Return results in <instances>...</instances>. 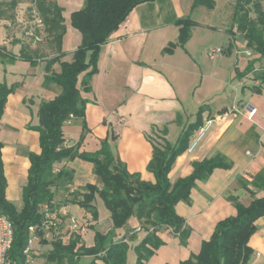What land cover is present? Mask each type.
<instances>
[{
    "label": "crops",
    "instance_id": "obj_1",
    "mask_svg": "<svg viewBox=\"0 0 264 264\" xmlns=\"http://www.w3.org/2000/svg\"><path fill=\"white\" fill-rule=\"evenodd\" d=\"M9 1L0 0V3ZM55 1L63 9L66 26L61 43L63 54L52 65L53 71L59 73L60 62H71L81 43V33L72 26L71 14L83 7L84 0ZM215 2L212 12L220 11L223 15L220 31L226 35L221 47L225 46L227 52L232 43V51L237 43L235 37L246 39L239 34L231 37L228 33L230 28L224 26L230 0ZM30 3L23 0L15 8L14 16L4 14L0 17V47L19 55L21 48L27 45L35 60L32 64L21 58L10 61L0 56V83L8 86L19 83V87L7 96L0 119L6 195L18 207L22 205V189L27 182L29 153L41 150L40 132L36 128L40 104L54 99L62 90L57 83L45 82L46 64L58 55L52 38L44 29L38 41L25 35L35 22L33 15L29 16ZM197 8H192V0H151L137 5L127 17L128 21L123 22L101 46L98 71L90 80L91 89L81 92L87 99L86 128L76 117L63 126L66 146L75 145L83 135L79 151L93 153L107 139L114 156L126 165L130 173L139 174L141 179L154 183L155 175L147 169L154 142L165 137L175 143L183 127L194 122L191 119L197 116L202 105H207L202 114L203 121L236 109L228 120L215 122L194 148L185 150L176 158L169 172L172 183L189 176L195 161L217 153L223 154L232 166L216 168L207 179L197 180L191 189L190 200L176 204L177 214L190 229L186 243L183 244L171 228H161L157 235L163 244L149 258L148 264H180L190 255L198 254L202 243L211 238L217 223L237 214L228 195L237 196L244 204L250 202L251 195L237 185V177L255 173L264 165V83L260 84L258 92L252 86L259 83L253 81L251 85L244 78L239 80V91L238 85L230 79L231 72L228 76L213 78L221 70L220 61H216L219 56L210 58L208 51L216 47L208 46L206 35L197 31L212 24L193 18ZM183 17H191L197 22L191 37L184 48L176 46L171 53L165 52L170 43L177 41L179 27L176 20ZM83 75L79 76V85ZM252 75L253 72L247 77L251 79ZM232 87L234 100L229 104L228 90ZM245 103H252L257 108L252 118L243 111ZM164 128H167V134L162 133ZM194 136L195 133L190 142ZM58 166L72 169L74 179L66 189L56 190L55 206H65L80 222L90 220L92 225L100 227L102 222L93 221L91 214L70 201L76 193L83 192L82 188L87 183L100 185L93 163L76 157L64 160ZM257 195L263 196L264 190L258 191ZM107 221L111 225V220ZM255 226L256 230L249 239L253 253L248 264H264V215L256 219ZM66 232L63 229L62 233ZM139 232H143V236L147 233L136 217L130 219L127 227L117 230L118 237L128 240L130 248L138 243ZM94 233L93 229L87 228L81 234L86 246L94 244ZM131 235L135 237L129 240Z\"/></svg>",
    "mask_w": 264,
    "mask_h": 264
},
{
    "label": "trees",
    "instance_id": "obj_2",
    "mask_svg": "<svg viewBox=\"0 0 264 264\" xmlns=\"http://www.w3.org/2000/svg\"><path fill=\"white\" fill-rule=\"evenodd\" d=\"M23 0H10L0 3V17L9 11H14ZM151 0H84L81 9L72 12L71 24L82 36L81 43L74 51L71 62H60L61 71L56 73L52 65L60 60L61 43L66 31L63 9L55 0H31L33 8L44 22V30L56 46L58 55L46 64V83H57L61 92L54 99L43 101L39 107L40 152L29 153L30 167L27 182L22 189V205L18 207L7 198V179L2 158V142L0 141V212L6 215L13 225L14 239L10 249V257L17 264H27L25 248L28 246L31 231L36 228L39 242L50 244L51 248L44 255L47 263L52 264H82L85 257H90L86 264H127L130 243L123 237H118L117 230L127 227L132 217H136L146 230V235L135 246L137 256L134 264H148L149 258L163 244L157 232L163 227H169L179 235L181 242L186 243L190 229L185 220L177 214L176 204L189 201L191 189L197 180L207 179L214 169H228L232 163L221 153L210 158L195 161L193 172L174 183L169 179V172L176 158L188 149L191 137L203 124L202 114L207 105H202L194 122L185 125L175 143L165 137L153 143V155L147 169L154 173V183L141 179L139 174L130 173L126 165L117 159L107 139L102 141L98 151L90 153L79 151L84 136L73 146L65 145L63 126L71 115L82 120L86 128L85 108L87 99L82 91H90V80L98 71L97 63L101 46L111 34L119 28L132 10L139 4ZM215 0H192V8L204 6L215 7ZM12 15H8L11 17ZM179 35L176 42L170 43L165 52L171 53L176 46L185 47L197 22L191 17L176 20ZM231 37L237 33L243 36L248 47L259 57L250 61L244 71L235 67L239 80H244L253 72L252 89L260 91L264 83V66L255 69L257 60L264 61V0H236L232 14V27L228 30ZM229 44L227 53H230ZM226 52V50H225ZM0 56L12 61L17 58L35 60L29 47L24 45L19 55L8 53L0 47ZM84 73L80 85L79 76ZM19 87V83L8 86L0 83V119L5 109L7 96ZM224 111V110H223ZM167 134V128L162 131ZM79 157L94 165V173L100 178V185L87 183L83 192L75 194L73 203L79 204L92 220L97 222L99 212L95 200L101 198L110 212L111 226L108 232H102L97 224L91 225L94 230V244L86 246L81 234H73L65 243L60 237L51 241L45 238V215L41 211L44 204L56 206L53 203L57 189H66L73 182L74 171L65 166L57 167L64 160ZM237 185L251 195L248 204H244L233 194L228 199L233 202L237 214L219 221L211 238L204 241L198 254H192L180 264H248L253 250L249 239L256 230L255 221L264 215V195L257 192L264 190V165L248 176H238ZM81 196V197H80ZM131 235L130 239H134Z\"/></svg>",
    "mask_w": 264,
    "mask_h": 264
},
{
    "label": "rangeland",
    "instance_id": "obj_3",
    "mask_svg": "<svg viewBox=\"0 0 264 264\" xmlns=\"http://www.w3.org/2000/svg\"><path fill=\"white\" fill-rule=\"evenodd\" d=\"M26 1L31 2V0H26ZM235 3H236V0H230L229 4L227 5V8H226L227 18L225 20L224 26H226L228 29L232 27V14L234 11ZM32 9H33V5L31 2L28 5L30 17L32 16ZM221 10L224 11L223 8H221ZM7 14L14 16L15 12L9 11V12H7ZM222 17H223V15L220 13V11L212 12V9H208L204 6H199L197 8V10L194 12L193 18H196V19L199 18V20H206V22H210L213 26V27L212 26H210V27H208V26L204 27L203 26V28H199L197 30L200 34L206 35L205 39H206V41H208V46H210V47H221L222 43L226 39L225 32L220 31V28H221L220 21L223 20ZM18 37H20L19 34H18ZM200 37H202V36H200ZM235 40L237 41V43L233 47L231 53L225 52V50H226L225 46L221 47L222 48V55L219 54V57L216 59L217 62L220 61L219 63H220L221 70H219L217 73H215L213 78L214 77L218 78L219 76H225V75L228 76L229 73L231 72L230 79H232L233 82H235L238 85L239 79L237 77L235 67H238V69L240 71H244L246 69V67L249 66L250 61L257 59L259 56L255 52H253L252 49H250L248 47L246 40L239 38V37H235ZM247 51H250L251 54H247L246 53ZM254 66L256 69H258V68L264 66V61L263 60H257L255 62ZM245 80L248 82V84L253 85L252 79H249L247 77V78H245ZM238 90L239 91L241 90L239 85H238ZM232 91H233V87L231 89L229 88V90H228V95H229L228 97L229 98L227 100V103H229V104H231L234 100V94H232ZM215 106L216 105H213V108H215ZM191 108H190V111L192 110ZM196 118H197V116H193L191 120L195 121ZM68 134H69V132H68ZM57 167H59V166L57 165ZM96 205H97L98 212H99L98 221L102 222V225L100 226V230L105 232L106 230H109L110 226H111L109 224V222L107 221V219L110 220V212L106 208V206H105V204L101 198H99L97 200ZM81 223H82V227L85 228V231L87 230V228H90L92 225L90 220H85V221L81 220ZM142 233L141 232L138 233L141 236L140 238H138V242L141 241L144 237L143 235H141ZM73 234H77V233L75 232ZM69 235L70 234L68 231L66 232V234H63L62 231H60V234H56L54 231H51V233H49V235L45 238L48 239L49 241H51L55 237H63L64 242L67 243L68 239H69ZM134 246L128 250V264L134 263L137 259V256H136V253L134 250ZM50 248H51L50 244H43L42 242H39V239L34 241L33 248H32V255L34 258V264H49L46 262L44 255L48 252V250ZM89 261H90V257H85L82 260V264H86ZM52 264H56V263H52ZM63 264H66V263H63Z\"/></svg>",
    "mask_w": 264,
    "mask_h": 264
},
{
    "label": "built area",
    "instance_id": "obj_4",
    "mask_svg": "<svg viewBox=\"0 0 264 264\" xmlns=\"http://www.w3.org/2000/svg\"><path fill=\"white\" fill-rule=\"evenodd\" d=\"M32 15L35 21L33 25L35 26V28L33 29L32 26L30 29H27L25 35L30 39L38 41L41 38V32L43 31L45 25L42 18L38 15V11L36 8L32 10ZM127 21L128 19L126 18L124 22ZM246 53L251 54L250 51H247ZM219 54H222L221 47L211 48L208 51V56L212 59L219 56ZM243 111L247 114L249 118H252L255 115L257 108L252 103H245L243 105ZM233 112H236V109H233L232 111L222 112L215 117L207 118L203 122V124L195 131V136L192 139V141L189 143L188 149L194 148L198 143V141L202 139V137L205 135L208 129L215 122H217L218 120H223V121L228 120L231 113ZM72 118L73 116L71 115L70 119ZM70 119L67 120L66 122L70 123ZM41 211L45 215V223H44V229L46 230L45 237H47L49 233H51V231H54L56 234H60V231L63 232V229H66V231H68L70 235L75 232L78 234H82L85 231V228L82 227V223L80 222V220L76 216L70 214L66 210L65 206H59V207L56 206L55 209H52L51 205L44 204L41 208ZM30 231H31V237L28 246L24 250V253L26 255V263L34 264L32 248L34 241L39 239V237L36 235L35 227H30ZM60 238L64 241L63 237ZM13 239H14V232H13L12 222L6 215L0 212V264H17L16 261L13 260L9 254L13 244Z\"/></svg>",
    "mask_w": 264,
    "mask_h": 264
}]
</instances>
